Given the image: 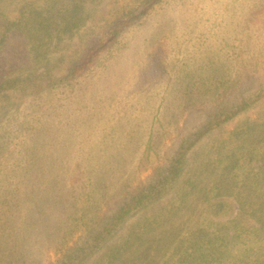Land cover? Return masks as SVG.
<instances>
[{
	"label": "trees",
	"instance_id": "trees-1",
	"mask_svg": "<svg viewBox=\"0 0 264 264\" xmlns=\"http://www.w3.org/2000/svg\"><path fill=\"white\" fill-rule=\"evenodd\" d=\"M86 1L0 0V95L23 93L14 107L0 109V264H45L47 250L60 255L49 264H264V119L246 118L223 134L225 123L264 99V0H244L241 31L213 33L221 38L213 74L203 60L195 72L182 64V93L208 102L263 75L197 136L194 168H186L183 144L164 157L163 135L151 124L143 134L134 129L136 147L123 149L115 127L127 118L85 116L81 128L70 116H41L58 90L74 88L113 54L130 26L170 2L113 0L101 13ZM88 21L87 31L99 29L93 44L35 89L60 41ZM169 63L174 69L167 55L159 58L163 71ZM214 132L215 144L198 153V142ZM94 228L84 247L68 246Z\"/></svg>",
	"mask_w": 264,
	"mask_h": 264
},
{
	"label": "rangeland",
	"instance_id": "rangeland-1",
	"mask_svg": "<svg viewBox=\"0 0 264 264\" xmlns=\"http://www.w3.org/2000/svg\"><path fill=\"white\" fill-rule=\"evenodd\" d=\"M111 1L113 0H88L85 4L89 8L105 13L111 10L109 4ZM235 2L221 4L210 0H170L159 11L145 16L130 26L122 36L119 47L103 60L102 65L97 66L90 73V77L81 80L74 88L58 90L53 107H48L41 116L65 118L70 116V119L76 120L78 122L76 125L81 128H84L82 120L85 116L127 118L125 122L119 118L115 127V141L119 142L118 147L123 149L136 147V144L131 142V137L136 132L134 129L141 130L144 129V125L151 124L157 134L163 135L161 139L164 141L163 149L166 154L164 157L175 156L183 144L188 155L186 168H194V143L197 136L205 130L207 123L213 120L216 114L222 113L223 116L234 110V106L240 101V96L254 90L263 78V75H260L253 82L244 81L241 86L225 94L220 100L212 102H208L209 96L201 100L195 96V93L185 96L180 89L181 84L184 83L178 78L182 64L188 63L195 72V66L203 60L206 64L204 71L209 75L219 66L220 63L210 61L219 54L221 38L212 35L215 32L220 36H229L226 30H232L236 26L241 31L245 1ZM93 13L91 15L95 16ZM89 24L90 21L71 37H64L60 41L55 59L51 61L49 70H41L44 72L35 83V89L45 88L51 80L60 75L64 66L74 59L78 52L93 44L99 29L91 28L87 31L86 27ZM208 36L213 38L208 39ZM225 51L226 49L220 51L221 58ZM159 52L162 56L167 55L171 63H176L174 69L170 63L168 71L161 69L159 58L162 56ZM201 55L205 59H201ZM195 58H198L196 63ZM22 96L23 93L20 91L4 92L0 95V109L4 106L14 107L16 105L14 101ZM222 108L224 110H221ZM238 116L240 117L225 123L227 130L223 134L227 135L231 130L237 131L235 126L243 123L246 118L250 121L264 119V99ZM80 123L81 125H78ZM139 132L143 134L144 130ZM217 136L220 135L215 132L204 136L196 147L198 153L207 151L215 144ZM140 147L144 148V144ZM243 149L241 147V150ZM151 173L149 168L140 173V178L147 179ZM165 201L167 200L161 203ZM96 228H99V225ZM96 228L90 232L78 233L68 242V246L81 249L86 240L87 243L92 241ZM44 257L48 261L55 262L60 255L47 250ZM47 260L45 264H49Z\"/></svg>",
	"mask_w": 264,
	"mask_h": 264
}]
</instances>
